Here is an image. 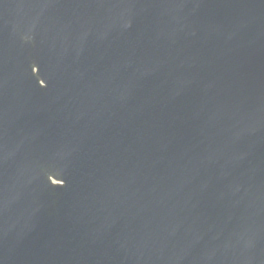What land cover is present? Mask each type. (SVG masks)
<instances>
[{
  "label": "water",
  "instance_id": "95a60500",
  "mask_svg": "<svg viewBox=\"0 0 264 264\" xmlns=\"http://www.w3.org/2000/svg\"><path fill=\"white\" fill-rule=\"evenodd\" d=\"M0 264H264V0H0Z\"/></svg>",
  "mask_w": 264,
  "mask_h": 264
}]
</instances>
